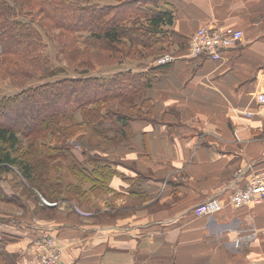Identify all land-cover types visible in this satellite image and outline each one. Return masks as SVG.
<instances>
[{"label":"crops","instance_id":"obj_1","mask_svg":"<svg viewBox=\"0 0 264 264\" xmlns=\"http://www.w3.org/2000/svg\"><path fill=\"white\" fill-rule=\"evenodd\" d=\"M169 3L177 58L146 92L152 115L132 122L124 145L103 151L125 164L120 174L149 179L139 195L116 176L108 191L79 198L90 218L61 203L37 212L29 204V217L26 209L0 215L15 264H41L33 258L43 238L62 249L60 264H264V200L235 208L230 199L264 170V0ZM209 24L242 29L243 45L220 60L188 57L183 46ZM214 197L222 210L194 213Z\"/></svg>","mask_w":264,"mask_h":264},{"label":"trees","instance_id":"obj_2","mask_svg":"<svg viewBox=\"0 0 264 264\" xmlns=\"http://www.w3.org/2000/svg\"><path fill=\"white\" fill-rule=\"evenodd\" d=\"M115 1L101 5L93 0H0V58L6 62L7 73L20 83L33 78L37 71L52 78L63 72L48 66L44 42L30 14L49 32L55 28L69 36L72 44L62 37L59 41L64 49L70 46L69 57L84 69L146 58L150 48L171 47L175 31L169 28L175 15L168 8L169 0ZM81 41L97 52L81 53L75 47ZM183 47L188 53V46ZM171 64L149 67L147 71L126 69L110 78L85 72L78 78L49 80L14 95H0V173L17 171L24 180L38 183L37 192L54 202L64 182L50 181L53 165L57 169L67 166L76 177L77 182L65 181L67 195L74 199L108 191L116 176L128 183L130 195H139L142 182L149 178L142 173L136 178L120 174L125 164L105 156L104 149L94 146L81 133L104 135L113 131L122 140L129 138L132 122L152 115L154 106L145 93ZM138 94L149 103V115L143 112L144 117L136 118L113 108L116 100ZM78 136L84 148L76 153L69 141ZM20 199L16 192H5L0 185L1 201L14 204ZM12 242V235L0 233V264H15V257L5 252Z\"/></svg>","mask_w":264,"mask_h":264},{"label":"rangeland","instance_id":"obj_3","mask_svg":"<svg viewBox=\"0 0 264 264\" xmlns=\"http://www.w3.org/2000/svg\"><path fill=\"white\" fill-rule=\"evenodd\" d=\"M75 1V0H73ZM93 3H99L101 5L104 4H116L115 0H93ZM28 17H30L35 23L34 26L36 27L37 31L40 33V36L42 38V41L44 42V49L43 53L46 58H48V66L51 69H61L63 71L62 73H59L55 75V77L52 78V75H46L44 72L37 71L36 74L34 75L33 78H25L23 80L24 82H16L18 81L17 79H12L7 71H6V62L0 58V95H14L25 88L31 87V86H38L41 85L47 81H51L54 79H62L65 77H73V78H78L83 75L85 72H89L88 74L92 76H102L104 78H110L111 76L123 72L129 67L134 68V72L141 71L142 69L144 71H147L149 67L157 66V62L159 58L166 54H172L171 48L166 45H161L157 47V49H152L148 51L149 56L146 58H141V59H127L123 63H112L110 66L109 65H98L94 69L78 66V64H74L72 56L69 57L71 50L69 49L70 46H67L65 49L63 48V45L59 41V37H62V39H65L67 43L72 44L71 39L69 38L68 35H64L63 32H61L58 29H49L50 32L41 24L37 19H33L32 14H30ZM29 20V18H28ZM64 37V38H63ZM62 42V41H61ZM81 44L75 45V47L81 52H86L89 51L90 53L97 52V50L89 49L87 48L83 42H80ZM57 44L60 46V51H58ZM189 44V43H188ZM144 50V49H143ZM147 51V50H145ZM60 55V56H59ZM80 56V55H79ZM83 60L85 59V56L81 57ZM79 61V60H78ZM115 62V61H113ZM143 67V68H142ZM60 72V71H58ZM57 72V73H58ZM147 92V91H146ZM139 95V98H138ZM137 96H132L129 99L124 98V99H118L115 102H113V108L117 109V112H122L124 114H127L132 117H144L143 116V110L146 109V112H144L145 115H149L150 111L148 107L150 106L148 102L142 101L140 99V94ZM142 95V94H141ZM146 97V93H145ZM150 108V107H149ZM152 114V113H151ZM151 117V115H150ZM144 119V118H143ZM81 135L87 137L90 142L96 146L97 148L100 149H109L110 147H117L119 145H124L125 144V139H121L117 133H114L113 131L108 132L107 134L104 135H94L92 133H87L84 131L81 133ZM80 135V136H81ZM87 139V142H88ZM79 136L76 138H72L69 143L72 145L73 148H75V152L79 153L83 147L82 144H80ZM120 142V143H118ZM26 143V142H25ZM26 149V148H25ZM61 165V164H59ZM60 169H57V166L53 165V170L50 173V181L52 183H55L57 181L62 180L64 183L60 184L59 187H62L61 195H57L54 198L57 199L56 203L53 200L48 199L47 196L41 195L37 192L36 187H39L38 183H31L28 182L27 180H24L18 173L17 171L12 172L10 174H5L3 175L0 173V185L2 189L6 192L9 190H14L16 191L17 195L19 196L20 203H6L4 201L0 200V215L2 214H8L14 216L15 212L17 210L21 209H26L24 212L28 213L29 217V210L27 209L28 205L31 204L34 206L36 204V208L30 211H35L37 212L39 209H41L42 204L47 207H52V206H57V204L62 205L65 209L69 208L71 211L77 212L80 216H83L84 218H90L92 215L86 213V211H83L81 208H79L77 201H79V198H77L76 202H74V197L73 196H68L67 195V186L65 184V181H74L77 182V179L73 174L67 170V166L64 168L63 166H58ZM21 180V181H20ZM35 186V187H34ZM30 191H36L40 197H35L34 194ZM10 193V192H9ZM64 197H70L72 200H67L68 198ZM23 198V199H22ZM29 199H32L34 202L30 203ZM24 200V201H23ZM36 202V203H35ZM38 202V203H37ZM78 205H76V204ZM26 205V206H25ZM77 207V208H75ZM80 207H83L80 205ZM32 212V214H33ZM91 213V212H89ZM34 215V214H33ZM90 215V216H89Z\"/></svg>","mask_w":264,"mask_h":264},{"label":"built area","instance_id":"obj_4","mask_svg":"<svg viewBox=\"0 0 264 264\" xmlns=\"http://www.w3.org/2000/svg\"><path fill=\"white\" fill-rule=\"evenodd\" d=\"M244 31L242 29L223 27L219 25H206L195 32L188 44V57H209L220 60L228 51L240 48L243 45ZM173 54H166L159 58L157 64L163 65L174 62ZM260 104H264V94L258 96ZM247 116L252 114L247 112ZM231 204L235 208L248 206L264 200V170L254 174L243 187H237L231 195ZM77 208V207H75ZM223 209L219 198H210L193 209L199 216H211ZM38 255L33 258L34 262L41 264H60L62 249L57 245L54 238H43L35 244Z\"/></svg>","mask_w":264,"mask_h":264}]
</instances>
